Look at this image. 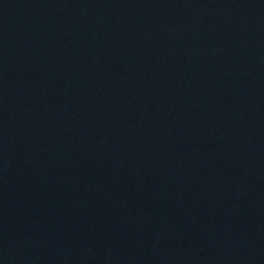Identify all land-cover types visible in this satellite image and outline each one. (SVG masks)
<instances>
[{
	"label": "water",
	"instance_id": "95a60500",
	"mask_svg": "<svg viewBox=\"0 0 264 264\" xmlns=\"http://www.w3.org/2000/svg\"><path fill=\"white\" fill-rule=\"evenodd\" d=\"M0 264H264V0H0Z\"/></svg>",
	"mask_w": 264,
	"mask_h": 264
}]
</instances>
